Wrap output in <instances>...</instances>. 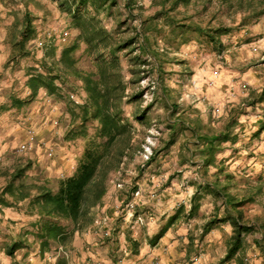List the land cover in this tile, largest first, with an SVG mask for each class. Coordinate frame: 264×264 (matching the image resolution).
<instances>
[{"label": "clouds", "instance_id": "clouds-1", "mask_svg": "<svg viewBox=\"0 0 264 264\" xmlns=\"http://www.w3.org/2000/svg\"><path fill=\"white\" fill-rule=\"evenodd\" d=\"M0 264H264V0H0Z\"/></svg>", "mask_w": 264, "mask_h": 264}]
</instances>
